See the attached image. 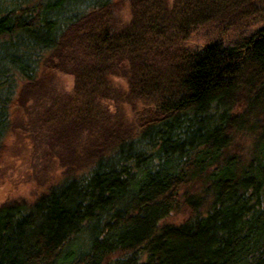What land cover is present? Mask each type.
<instances>
[{
    "label": "trees",
    "instance_id": "1",
    "mask_svg": "<svg viewBox=\"0 0 264 264\" xmlns=\"http://www.w3.org/2000/svg\"><path fill=\"white\" fill-rule=\"evenodd\" d=\"M126 1L0 0V151L65 173L0 264H264V0Z\"/></svg>",
    "mask_w": 264,
    "mask_h": 264
},
{
    "label": "rangeland",
    "instance_id": "2",
    "mask_svg": "<svg viewBox=\"0 0 264 264\" xmlns=\"http://www.w3.org/2000/svg\"><path fill=\"white\" fill-rule=\"evenodd\" d=\"M117 1L119 6L117 13L121 17L129 18L130 11L127 1ZM204 41L205 37L203 33H200L195 37L192 36L189 44L201 46ZM52 77L55 84L59 85L61 92H69L74 85V78L68 73L54 72ZM125 108L129 110L128 106ZM13 110L16 113L21 108L14 106ZM129 113L132 115L131 112ZM51 155L52 162L50 159L44 164L42 153L37 156L27 131L20 128L10 131L0 151V206L12 201L32 203L46 193L52 185L65 179L64 168L59 165L55 155L53 153ZM81 171L73 175L83 173ZM183 216V214H178L171 219L179 221Z\"/></svg>",
    "mask_w": 264,
    "mask_h": 264
}]
</instances>
